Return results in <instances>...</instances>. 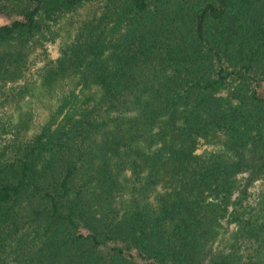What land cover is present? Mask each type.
Segmentation results:
<instances>
[{"label": "trees", "instance_id": "obj_1", "mask_svg": "<svg viewBox=\"0 0 264 264\" xmlns=\"http://www.w3.org/2000/svg\"><path fill=\"white\" fill-rule=\"evenodd\" d=\"M1 109L0 264H264V0H0Z\"/></svg>", "mask_w": 264, "mask_h": 264}, {"label": "rangeland", "instance_id": "obj_2", "mask_svg": "<svg viewBox=\"0 0 264 264\" xmlns=\"http://www.w3.org/2000/svg\"><path fill=\"white\" fill-rule=\"evenodd\" d=\"M58 48H59V40L54 44H49L45 50H41L34 56L33 62L31 65L30 72L28 76L32 77L35 76L37 68L41 67L48 59H55L58 56ZM1 117L6 115H11V111L6 109L5 113L3 114L2 109L0 110ZM205 149H208L207 146H202L199 148L198 153H201Z\"/></svg>", "mask_w": 264, "mask_h": 264}]
</instances>
